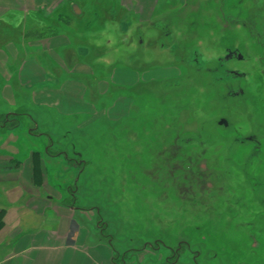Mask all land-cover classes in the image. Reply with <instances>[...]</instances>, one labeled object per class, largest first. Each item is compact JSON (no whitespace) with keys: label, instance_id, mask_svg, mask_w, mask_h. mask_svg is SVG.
Segmentation results:
<instances>
[{"label":"rangeland","instance_id":"obj_1","mask_svg":"<svg viewBox=\"0 0 264 264\" xmlns=\"http://www.w3.org/2000/svg\"><path fill=\"white\" fill-rule=\"evenodd\" d=\"M116 4L99 0L77 6L81 15L73 26L76 36L87 39L90 49L98 47L91 50V60L104 58L82 62L108 85L116 68L133 70L149 81L121 90L133 104L123 122H100L77 131L79 118L47 113L45 121H38L39 131L53 139V155L61 150L69 158L74 152L81 154L79 164L70 160L60 165V174L69 168L73 172L55 179L54 196L59 203L77 206L91 220L86 223L77 214L78 221L120 253L119 264L127 251L126 264H166V250L178 245L182 251L178 264H264V191L255 192L252 178L241 173L246 163L250 175H261L264 181V0H159L149 22L139 25L135 24L139 16L132 17V24L121 20ZM105 8L106 33L99 35L96 29L103 24L92 12ZM218 25L226 28L220 31ZM126 30L131 33L123 35ZM231 45L245 61H263L261 67L233 64L247 76L237 83L244 97L233 102H221L224 86L209 74L173 60L191 58L193 50L203 65L212 67ZM48 64L52 71L53 62ZM79 80L94 87L92 76ZM24 113L18 108L12 116H0L1 124ZM220 118L227 119L228 129L217 126ZM248 131L260 138L259 147L234 140ZM186 139L196 144L176 151L175 141ZM134 141L142 146L167 142L170 172L175 175L173 170L183 169L184 175L170 176L166 184L161 170L148 171V177L138 175L131 169L138 159L131 152ZM250 153L255 160L248 163ZM133 171L137 177H130ZM198 172L207 177H196ZM162 183L164 193L158 190ZM170 261L173 264L174 259Z\"/></svg>","mask_w":264,"mask_h":264},{"label":"crops","instance_id":"obj_2","mask_svg":"<svg viewBox=\"0 0 264 264\" xmlns=\"http://www.w3.org/2000/svg\"><path fill=\"white\" fill-rule=\"evenodd\" d=\"M90 1L99 2L0 0V116H12L18 108L25 111L22 118L6 121L12 127H0V264H115L113 258L119 257L86 224L91 220L54 196L55 179L67 177L73 168L59 173L60 165L70 158L65 150L57 155L50 152L53 139L39 131L38 123L47 113L79 118L77 131L100 122H123L133 104L121 90L149 81L133 70L116 68L108 85L82 62L104 59L91 60L98 47L90 49L87 39L82 41L73 29L79 16L73 14L72 5L80 8ZM116 1L121 20L131 23L139 16L138 25L149 22L159 2ZM92 13L103 24L96 34H105L106 8ZM48 61L53 62L52 71ZM63 61L71 62L67 66ZM84 76L94 77V87L79 80ZM22 128L24 134L19 133Z\"/></svg>","mask_w":264,"mask_h":264},{"label":"flooded vegetation","instance_id":"obj_3","mask_svg":"<svg viewBox=\"0 0 264 264\" xmlns=\"http://www.w3.org/2000/svg\"><path fill=\"white\" fill-rule=\"evenodd\" d=\"M219 27L221 28L220 31H223V29L226 28L225 25L219 26ZM164 35L168 36V35H170V33L165 32ZM177 50H178V48H174V50L172 49V51H174V52ZM181 51H184V50L181 49ZM188 55H189V53H188ZM191 55H192L191 58H187V59H176V58H174L173 60L178 61L179 63H183V65L186 66L187 68H191V67L196 66L195 67L196 71L206 72L218 83V85H223L225 92L223 95L220 96L221 102H233L236 99L244 97V90L241 89L237 85V83H238V81L245 79L247 76H246V73L239 71V69L236 68L235 66H233V64H243V65L246 64L248 66L252 65L250 67H253V66H260L261 67V65L263 64L262 59H260L259 61H256L255 63H250L249 61H245V58L242 55V53L240 52V50L234 45L225 47L223 49V53L214 59L213 62L215 64L212 67H207V66L203 65V63L205 61L202 62L199 59L200 55L197 53V51L192 50ZM173 56H176V53H174ZM222 120H224L226 122V126L219 125V122ZM217 126L222 127L224 129H228L229 124H228L227 119L220 118L219 121L217 122ZM0 127H3V128L5 127V124L4 123L1 124V121H0ZM234 140L239 141L240 143L249 144L252 147H254V149L259 147V144L261 142L260 138L258 136H256L253 131H248L247 134L241 135V137L240 136L236 137V139H234ZM138 141H140V140H138ZM136 142L137 141H134V143L131 142V144H130V145H132V147H131L132 156L138 157V159H134V160L132 159L135 164H134V167H132L131 169L132 170H134V169L138 170L139 171L138 175H142L143 177H148L149 176L148 171H155L157 173L158 171L161 170V174L163 176L162 180L164 181L165 184L168 183V178L170 176L180 178L181 175L182 176L184 175L185 170H183V169H179L177 171L173 170V173L175 175H173L170 172V170H169V151H168V143L167 142H162V144L160 145L157 141L154 143L152 141H149V143L145 144L144 146H142L143 145L142 142H140V143L138 142V144H136ZM189 143H190V145L196 144V142H192L191 139L175 141V144L179 145V146H177L178 149L176 151H179V148H181L182 145L185 146ZM159 145L161 146L160 148H159ZM155 150H156L157 154L154 153ZM58 152L59 151L56 152V155L58 154ZM159 152H160V154H159ZM72 155H73V158H70V160H71V161L69 160L70 162L75 161V163H78V164L80 162H82L81 159H79L81 154L74 152ZM174 156H177V155L174 154ZM250 159L255 160V156L253 155V153L248 154V157H247L248 163H249ZM194 161H196V160H194ZM244 165L246 168H245V170L241 171L243 178H250V179L252 178V182H253L252 184H256L257 188H258V190L255 192H263L264 191V181H262L263 179L260 178L261 175H252L251 176L249 169H247L249 166H246V163ZM130 174L132 175V176L130 175V177H132V178L138 176V175L136 176V174H134V171H133V173H130ZM198 174H199V172H198ZM198 176H199V178H206L207 177V176L201 177L200 174L197 175L196 177H198ZM158 190L160 193H164L163 183H162V185H160L158 187ZM73 207L77 208V206L75 207V205H73L72 208ZM261 207L264 208L263 205H261ZM157 244H159V243H157ZM157 244H155V245H157ZM180 246L178 245L176 250H166L168 253L166 255V258H165L166 264H169L171 262L170 260H172V259H174L173 264H178L180 255L182 254L181 253L182 251L179 248ZM158 248L157 249L153 248L154 250L153 249L152 250L154 252L159 253L160 250ZM128 253H129V251L124 253L122 255V257L124 258V256L127 255ZM135 254H138V253L135 252ZM175 258H177V259L175 260ZM122 262H124V264H126L125 259Z\"/></svg>","mask_w":264,"mask_h":264},{"label":"water","instance_id":"obj_4","mask_svg":"<svg viewBox=\"0 0 264 264\" xmlns=\"http://www.w3.org/2000/svg\"><path fill=\"white\" fill-rule=\"evenodd\" d=\"M71 9H72V12H73L74 15L80 16L81 11L77 7V5H73ZM219 125L226 126V122L224 120H222V121L219 122Z\"/></svg>","mask_w":264,"mask_h":264},{"label":"trees","instance_id":"obj_5","mask_svg":"<svg viewBox=\"0 0 264 264\" xmlns=\"http://www.w3.org/2000/svg\"><path fill=\"white\" fill-rule=\"evenodd\" d=\"M214 8H212V10H213ZM215 10V9H214ZM2 118V117H1ZM5 120V119H4ZM3 121V120H2ZM3 123L5 124V129H7V128H10V127H12V125H8L7 126V123L5 122V121H3ZM127 257V255H125L124 256V258L122 257V261L125 259ZM113 262L115 263V264H119V262H118V260H117V256H115L114 258H113ZM126 262V261H125ZM124 262H122V263H120V264H123Z\"/></svg>","mask_w":264,"mask_h":264}]
</instances>
